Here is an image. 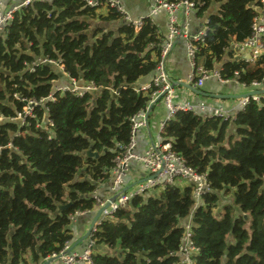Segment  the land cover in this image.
I'll return each mask as SVG.
<instances>
[{"label": "trees", "instance_id": "trees-1", "mask_svg": "<svg viewBox=\"0 0 264 264\" xmlns=\"http://www.w3.org/2000/svg\"><path fill=\"white\" fill-rule=\"evenodd\" d=\"M191 1L199 14L213 2ZM216 1L198 51L209 69L232 41L252 34L259 6ZM122 19L115 7L104 14L87 0L38 1L21 7L0 37V264H26L28 252L40 264L65 249L72 216L97 204L96 183L109 178L120 144L130 141L133 116L148 108L152 90L135 83L156 70L163 37L150 17L139 31ZM232 55L222 78L264 83V53L254 63ZM49 60L96 89L55 90L60 75ZM28 101L33 115L22 121ZM235 124L229 136V121L219 115L182 110L168 119L164 141L206 173L211 190L195 210L189 184L134 197L93 231L94 264H174L191 213L197 264H264V100L251 98ZM90 148L99 156H87ZM221 191L234 201L217 216Z\"/></svg>", "mask_w": 264, "mask_h": 264}, {"label": "built area", "instance_id": "built-area-1", "mask_svg": "<svg viewBox=\"0 0 264 264\" xmlns=\"http://www.w3.org/2000/svg\"><path fill=\"white\" fill-rule=\"evenodd\" d=\"M38 1L45 2L46 0H23L20 4L13 5H6L2 0H0V31L6 32L7 27L10 25L16 12L20 10L21 7L28 6ZM87 2L91 6L97 5V2H94L93 0H87ZM259 2L260 11L257 12L254 17L252 24V34L241 43V49L249 50L251 52L252 59H257L261 54L264 53V0H259ZM109 4L110 6L116 7L119 10L121 9L117 1L110 0ZM182 8L184 9L186 18H188L192 10L195 8V3L191 0H156L150 14V16L155 15L163 10L169 12V34L165 46L162 49L161 60L157 66L158 74L150 84L142 87V89H152L153 99H157L162 96L170 112V115L182 110L196 111V106L189 101L177 103L174 102L172 82L164 68L163 59L171 47L172 40L175 38L179 36H185L188 38L190 37L187 42V50L192 62L193 70L188 77V83L193 84L195 87H201L204 85L206 80L212 77H217L221 81L225 80L222 78L220 72L208 69L197 63L199 43L204 41L206 30L194 36L189 35L186 25L180 26L177 23L176 11ZM125 20L133 24L136 31H139L143 25V18L133 21L128 15H125ZM46 61V59L42 60V62ZM49 62L58 64L51 60H49ZM72 80L73 84L71 87H63L58 89H71L72 91H77V93L80 95L86 90L96 89L92 84L80 86L76 80ZM261 84V82H253L252 86L254 88L260 87ZM251 98L256 101H261L264 100V94L261 96L254 95L241 99L240 102L242 109L246 106ZM28 102L29 105L25 108V111L21 117L32 115L33 113V108L30 105L33 103V101ZM199 106L202 109L205 108L204 104ZM218 112L219 111L216 113ZM144 113L145 112H139L133 116V126L130 141L124 145L120 144V148H122V150L116 156L114 165L109 171L113 174V178L111 179L112 190L114 191L117 198L111 203L109 208L106 209V217L112 216V214L117 209L126 207L134 197L154 191L156 189L167 188L168 186L175 184L177 179H185L193 186V195L197 200L211 190L206 173H200L195 168L188 165L186 160L172 149L171 142H160L159 144L153 145V147L149 148L145 154H138L135 152L136 143L134 136L136 131L146 123V115ZM215 115L221 116L220 113ZM132 160L141 162L148 174L146 179L129 184L125 182V177L130 169V162ZM125 187H127V190L123 191ZM94 197L98 207L102 206L108 200L102 199L96 194ZM84 213L85 212H76L75 214ZM184 228L185 229L179 248L175 252L176 261L174 264H197L196 255L199 253L200 248L193 238V231L190 223L184 224ZM68 247L69 244L65 246V249ZM62 264H94L92 246L90 245L83 252L72 251L70 254L63 257Z\"/></svg>", "mask_w": 264, "mask_h": 264}, {"label": "crops", "instance_id": "crops-1", "mask_svg": "<svg viewBox=\"0 0 264 264\" xmlns=\"http://www.w3.org/2000/svg\"><path fill=\"white\" fill-rule=\"evenodd\" d=\"M2 1L6 5H13V4H20L23 0H2ZM93 1L97 2V5L95 6H101L102 4H106L108 5V7H112L109 4L110 0H93ZM111 1H117L119 3L121 9L119 10L118 8L116 7L115 8L119 10L120 13L122 14L123 23L131 24L125 20V15H128L133 21L142 19L145 17H150L154 21V23L157 24L159 28V32L161 33V36L163 37V45H162V49H163L167 41L168 34H169L170 14L168 11L163 10L159 12L158 14L150 16L156 0H111ZM219 8H220V2L213 0L209 8L203 14H199L196 8V5H195V8L192 10L188 18H186L184 9L182 8L176 11L177 23L180 26L186 25L189 35L191 36L197 35L207 30V22H208L209 16L213 13H216L219 10ZM259 11H260V2H259V6H257V12ZM102 13L105 14L107 12H102ZM4 34H5V31H0V37L3 36ZM189 38L185 36H179L175 38L174 40H172L171 47L169 48L166 56L163 59L165 71L168 74L172 82L174 102L177 103V102L189 101L196 106L195 112L200 113L205 116H213L215 114L220 113V115L225 120L229 121L228 135L229 136L234 135L236 133L235 116L237 112L242 110L241 102H240L241 99L231 98V99L221 100V99L211 98L209 96L199 95L188 88L177 85V82L179 81L187 82L188 77L193 70L192 62L190 60V57L188 55V50H187V42ZM241 43L242 42L232 41L230 43V47L226 51V56L224 57V60L215 64L212 70L218 71L221 73L225 60H227L231 54H233L232 57L234 59H243L246 62L254 63L257 59L251 58V52L249 50L247 49L242 50ZM161 55H162V52H161ZM161 55H160L159 62L161 60ZM197 63L205 67L204 64L199 63V55L197 57ZM55 65H56L55 67L58 68L59 75H60V79L55 82V85H54L55 90L58 88H63V87H71L73 84L72 78L64 71V68L62 65H59V64H55ZM157 74H158V70L156 67V70L153 71L152 73L139 78L137 82L135 83V87L145 92L152 90V89L143 90L142 87L150 84L153 81V79L157 76ZM77 83L80 86L86 85L83 82L77 81ZM197 88L201 89L207 94H237L238 95V94L246 93L251 90L264 88V83H262L260 87L254 88L252 85L248 87L245 84L240 83L237 79H231V80L225 79L224 81H221L217 77H212L206 80L203 86L197 87ZM150 96H151V101L148 104V108L146 110L140 111V112H145L144 114L146 115V123L136 131V134L134 136L135 143H136L135 152L138 154H145L149 150V148L153 147V145L159 144L160 142H170V141H164L162 134H161V130L163 129L165 122L168 119H170L174 114L170 115V112L167 108V105L165 104L163 100V97L160 96L161 98L160 101L153 106V108L151 109L147 117L148 109L150 105L155 100L158 99V98L153 99L152 93ZM201 104H204L205 108L203 109L200 108L199 105ZM217 111L219 112L216 113ZM147 174L148 172L144 168L141 162L137 160H132L130 162V169L125 177V182L130 184V183H136V182L142 181L144 178H146ZM112 178H113V174L112 172H110L108 179H106L103 182H97L94 196L96 194L100 196L102 199H106V200L113 198L115 196V193L112 190V182H111ZM175 184L180 187H183L188 184L191 185L187 180L182 179V178L177 179L175 181ZM160 190L162 189H156L154 191H150L147 193L152 194ZM220 193L222 194V197H221L222 199L220 198L221 205H222V202L230 199L233 196L231 195V193L229 194L230 196H225L226 194H224L223 191H221ZM193 198L195 200V207H194V210H195L197 206L203 203L204 195L198 200L194 197V195H193ZM129 205L130 203L127 204V206L124 208H128ZM98 208L99 207L97 206V204H95L92 210L85 212L84 214H74L72 216L71 223L69 225L71 234H72V240L67 244L69 245L72 244L74 240H77L83 234H85V232L87 231L88 227L90 226L92 222L94 213L96 212ZM105 217L106 216H104V218ZM107 217H111V216H107ZM192 218H193V213H191L187 218H185L182 221V226L184 227V224L190 223L191 228H192V224H193ZM92 242H93L92 238L87 239L81 242L75 249H73V251L83 252L90 246V243ZM93 247L94 246H92V248ZM103 250L105 251L106 247ZM25 258H26V264H33V258L30 252H28L25 255ZM43 261L40 264H42ZM52 264H62V260H57L56 262Z\"/></svg>", "mask_w": 264, "mask_h": 264}, {"label": "water", "instance_id": "water-1", "mask_svg": "<svg viewBox=\"0 0 264 264\" xmlns=\"http://www.w3.org/2000/svg\"><path fill=\"white\" fill-rule=\"evenodd\" d=\"M177 85L188 88V89L192 90L193 92H195L199 95L209 96L211 98H216V99H221V100L222 99H231V98L243 99V98L251 97L254 95H260L261 96L264 94V88L251 90V91H248L246 93L238 94V95L237 94H207L206 92L202 91L201 89L195 87L194 85H192L188 82L179 81V82H177ZM115 95H117V92H115ZM160 99L161 98L159 97L157 100H155L150 105V107L148 109L147 117H148L151 109L153 108V106L156 103H158L160 101ZM86 155L98 157L99 153L96 151H93L92 148H90L86 151ZM144 179H146V178H144ZM126 190H127V187H125L123 191H126ZM116 198H117V196H114L113 198H110L109 200H107L102 206H99V208L94 213V216L92 218V222H91L90 226L88 227L87 231L85 232V234H83L77 240H74L72 242V244H70L67 249L63 250L62 252H60L58 254H54V255L46 258L42 264H52V263L56 262L57 260H62L64 256L70 254L73 251V249H75L81 242L92 238L93 231L100 224L101 220L104 219L106 209L111 205L112 202L115 201ZM70 205H71V202H69L67 204L59 205V211L68 208ZM90 245L94 246V243L92 242V243H90Z\"/></svg>", "mask_w": 264, "mask_h": 264}, {"label": "rangeland", "instance_id": "rangeland-1", "mask_svg": "<svg viewBox=\"0 0 264 264\" xmlns=\"http://www.w3.org/2000/svg\"><path fill=\"white\" fill-rule=\"evenodd\" d=\"M108 9H109V7H108V5H106V4H102L101 6H97V11H98V12H107ZM28 104H29V102H28ZM32 115H33V113H32ZM28 116H31V115H28ZM26 117H27V116L22 117V121H23L24 119H26ZM219 195H220V197H219V199H220V198L222 197V194L219 192ZM231 195H232V194H231ZM225 196H230V195H229V194H226ZM221 199H222V198H221ZM221 199L218 201L217 206L214 208V213H215L217 216H220V213H221L222 211H224V207H225L226 205H228V204H232L233 201H234V197L232 196L230 199H228V200L222 202V205H221V204H220ZM106 250H107V251H110L108 248H106Z\"/></svg>", "mask_w": 264, "mask_h": 264}]
</instances>
